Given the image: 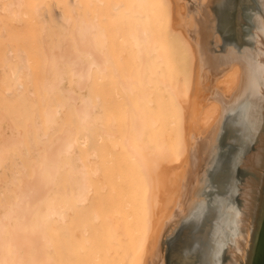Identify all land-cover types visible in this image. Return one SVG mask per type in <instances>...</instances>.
<instances>
[{
    "label": "bare ground",
    "instance_id": "obj_1",
    "mask_svg": "<svg viewBox=\"0 0 264 264\" xmlns=\"http://www.w3.org/2000/svg\"><path fill=\"white\" fill-rule=\"evenodd\" d=\"M73 1L60 25L68 0H0V264H165V244L176 264H251L264 0L243 10L247 45L219 56L181 25L194 0ZM235 3L207 0L200 26L231 39ZM200 63L228 67L218 101L200 97Z\"/></svg>",
    "mask_w": 264,
    "mask_h": 264
},
{
    "label": "rangeland",
    "instance_id": "obj_2",
    "mask_svg": "<svg viewBox=\"0 0 264 264\" xmlns=\"http://www.w3.org/2000/svg\"><path fill=\"white\" fill-rule=\"evenodd\" d=\"M177 2H180V4L182 5H186V1L188 2V0H175ZM236 3L234 4V9H233V29H232V36H231V39L228 38V39H224L223 35L221 34V32L215 30H213V32L211 31L210 33H207V29L205 30V27L204 26H200L201 24V17L203 18V16L200 14V12H195L194 9H196L197 11L201 8H198L199 6L202 7V5H205L207 0H194L193 3L196 4V6L192 3L191 5V2L190 4H188L189 6V9L192 11L191 12H187L188 14H181L179 15L180 17V21H181V25L184 27L185 31H186V34L187 36L189 37V39L192 41V43H194L196 46H197V49H200L201 50V41L204 37H208V41L210 44H212V49H216V54L217 56H219L220 52L221 53H227V48L228 47H231V45L234 44L233 41H236L238 45H241V40H242V43H243V39L245 41L246 39V35H244L243 31L245 30L246 26H247V22H246V19L244 17V8H247L248 6V3H247V0H235ZM76 3L73 1V0H68L67 2V6L64 10V8L62 9V7L60 6H57L56 4L53 5L52 7V12L51 14H54L55 17L58 18L59 21H61L60 25H65V20L66 18L68 17L69 15V11L71 9L73 10H76ZM102 6V5H101ZM104 8V6H102ZM203 8L206 10H208V7H204ZM204 9L202 12H204ZM210 9V8H209ZM65 12V14H64ZM67 14V16H66ZM203 14V13H202ZM114 20V19H113ZM199 20V21H198ZM117 21V20H116ZM200 22V23H199ZM114 31V30H113ZM236 35V36H235ZM114 36V35H113ZM241 36V37H240ZM235 37V39H234ZM237 37V38H236ZM241 38L240 42H239V39ZM119 42V41H118ZM239 42V43H238ZM115 42H113L112 44H114ZM206 43V41H205ZM230 43V44H229ZM116 44V43H115ZM235 45V44H234ZM247 44L244 42L242 44V47H245ZM112 50L113 51H116V48L112 47ZM222 65L220 64V69H221ZM228 69V67H225V71H220V72H217V68H214V72H212V70L209 68V67H206L204 68L203 64L200 63V85H199V88H200V97L203 96V97H208L207 98V101H218L216 98H214L213 96L216 94L215 91H219L218 90V81L219 79L222 77L221 75H223L224 73L223 72H226V70ZM233 69V68H232ZM219 74L218 76L216 74ZM215 75V76H214ZM205 93V94H203ZM215 93V94H214ZM223 102V101H221ZM222 135V137H221ZM219 138L221 139H218V141L220 142V146H222V148L224 149H227L226 146H228V148H234L237 147V143L232 140L231 138H227L225 135H223V132L221 131L220 135H219ZM230 139V140H228ZM221 140V141H220ZM218 145V144H217ZM218 177V178H217ZM219 177L218 175H215V178L212 180V188L214 191H218L219 189L217 188L219 183H220V180H219ZM217 178V180H216ZM214 182V183H213ZM217 183V184H216ZM216 184V185H215ZM219 192V191H218ZM217 193V192H215ZM220 194H222L220 192ZM222 196V195H221ZM227 196V195H226ZM179 226L181 225V223L178 224ZM176 227V226H174ZM173 227V228H174ZM181 227V226H180ZM172 228V229H173ZM176 232V230H175ZM174 232V233H175ZM175 236V234H173V231H172V235H170L168 233V235L165 237L167 240H166V243L167 241H170L173 239V237ZM166 244L164 245V260L166 261L165 264H176V261L173 260V258L166 254ZM178 263V262H177ZM182 263V262H181Z\"/></svg>",
    "mask_w": 264,
    "mask_h": 264
},
{
    "label": "water",
    "instance_id": "obj_3",
    "mask_svg": "<svg viewBox=\"0 0 264 264\" xmlns=\"http://www.w3.org/2000/svg\"><path fill=\"white\" fill-rule=\"evenodd\" d=\"M251 264H264V207Z\"/></svg>",
    "mask_w": 264,
    "mask_h": 264
},
{
    "label": "snow or ice",
    "instance_id": "obj_4",
    "mask_svg": "<svg viewBox=\"0 0 264 264\" xmlns=\"http://www.w3.org/2000/svg\"><path fill=\"white\" fill-rule=\"evenodd\" d=\"M216 71L220 72L221 69H217ZM262 123H264V122H262ZM206 186L211 188V182L206 180ZM177 211H178V213H180L181 216L184 215L183 212H181V210L179 208L177 209ZM190 219H191V213H189L187 216L184 217V222L187 223ZM178 227H179V225H177L176 227H174L172 229L173 234H174L175 230L178 229ZM149 264H163L162 259H160V253L159 252L157 253V255L152 260L149 261Z\"/></svg>",
    "mask_w": 264,
    "mask_h": 264
}]
</instances>
